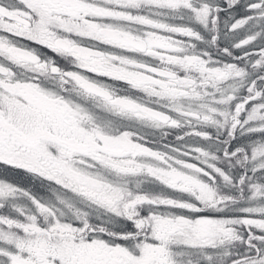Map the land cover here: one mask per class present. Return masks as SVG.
<instances>
[{
  "label": "snow or ice",
  "instance_id": "1",
  "mask_svg": "<svg viewBox=\"0 0 264 264\" xmlns=\"http://www.w3.org/2000/svg\"><path fill=\"white\" fill-rule=\"evenodd\" d=\"M0 264H264V0H0Z\"/></svg>",
  "mask_w": 264,
  "mask_h": 264
}]
</instances>
